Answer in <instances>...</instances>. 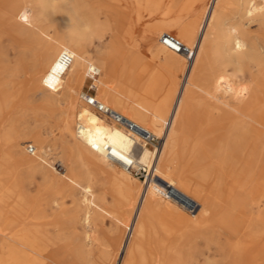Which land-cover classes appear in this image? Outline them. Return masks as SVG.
Instances as JSON below:
<instances>
[{
  "label": "bare ground",
  "instance_id": "6f19581e",
  "mask_svg": "<svg viewBox=\"0 0 264 264\" xmlns=\"http://www.w3.org/2000/svg\"><path fill=\"white\" fill-rule=\"evenodd\" d=\"M0 8L6 13L7 20L18 25L24 33H30L34 42L41 43L39 56L43 64L35 83L45 92V105L51 115L57 117L61 135L72 143L74 141V147L70 149L72 164L107 172L120 189L132 197L138 193V185L132 180L136 177L123 168L120 159L125 160V154L134 151L143 135L135 129L128 132L121 126H110L75 98L77 89L84 84V76L91 69L98 71L101 77L97 80L101 93L97 97L99 100H107L104 102L107 106L154 136L163 127L165 137L164 134L157 136L163 138L161 147L150 150L142 144L137 153V160L151 168L153 178L146 182L147 187L138 198L132 233L126 241L119 243L114 261L118 260V264H201V258H204L202 264H264V222L261 217L264 154L258 151V146L264 145V100L259 95L261 85L254 81L257 73L264 69V0H215L209 16L204 17L207 21L198 30V33L202 31L200 38L196 36V30L179 28L178 39L195 49V59L190 67L185 65L181 54L157 51L156 57L161 63L184 72L182 88L173 74L166 85L156 80L145 86L141 72L135 74V66L118 75L108 55L90 63L83 50L86 22L79 18L83 30L67 25L66 31L57 30L53 34L40 29L38 21L33 25V16L36 20L47 13L45 0H0ZM252 24H256L257 30L251 29ZM34 28L39 33H35ZM164 34L171 33L154 27L146 39L160 47L157 41L163 46L161 38ZM63 52H69L73 57L69 65L59 61ZM213 64L218 66V73L213 70ZM230 67L232 74L228 71ZM245 70L251 71L253 82L239 88L235 79ZM262 74L264 78V70ZM116 79L122 92L110 86ZM10 99L11 95L0 87V116L1 108ZM2 122L1 116L0 125ZM77 123V131H74ZM77 137L82 139L84 146L75 143ZM45 142L39 133L31 141L39 151L44 149ZM105 145L110 148L108 151L104 150ZM27 164L35 172L41 165L38 160ZM59 166L60 170H54L67 178V171L72 166ZM200 169L203 171L199 172ZM255 172L263 175L257 178ZM155 177L165 186L156 184L152 187ZM201 178L206 181L201 183ZM70 182L84 193V224L89 228L93 221L103 217L106 209L95 202L91 186H82L71 179ZM163 188L174 189L180 197L172 192L175 195L172 199L159 200L157 194ZM238 191H250L255 200L261 199L259 203L256 201L259 204L256 214L253 207H240ZM195 205L201 207L199 212L187 215L185 212H190ZM152 216L158 217L161 224L155 242L145 244L147 223ZM205 224L211 232L208 236L197 233L193 237L177 239L175 243L170 237L174 232L190 236L197 227ZM170 225L175 229H168ZM160 228L170 231L169 236L160 238ZM87 237L91 239L90 235ZM222 240L227 243L222 244ZM198 241L205 244V250L199 251ZM43 243L36 232L18 231L10 235L8 232L0 240V264L40 262L39 256L47 250Z\"/></svg>",
  "mask_w": 264,
  "mask_h": 264
},
{
  "label": "rangeland",
  "instance_id": "374dc122",
  "mask_svg": "<svg viewBox=\"0 0 264 264\" xmlns=\"http://www.w3.org/2000/svg\"><path fill=\"white\" fill-rule=\"evenodd\" d=\"M45 1L47 6L45 12L47 13L36 20L33 16L34 19L31 20L33 25H36L38 21L40 26H37L40 29L53 34L57 30L66 31L67 25L71 29L83 30L81 22H78L79 18L83 20L88 24L85 28L83 50L85 58L90 63H94L98 57L108 55L118 75L135 66V74L138 75L141 72V80L145 86L155 83L156 80H160L166 85L168 79L174 76L181 88L185 82L184 72H177L175 69L165 66L156 57V53L160 49L169 54L173 53L158 41L160 47L150 44L146 35L154 27H161L177 37L176 34L180 32L179 28H186L190 31L196 30V36L199 35L198 38H200L202 35V31L198 33L200 25L203 26L207 21V18L204 17L209 16L215 2V0H205L206 3L203 0ZM1 10L0 8V87L11 95V99L1 108L3 122L0 125V132L2 129L3 131L0 133V240L2 236L8 235V232L9 235L18 231L36 232L44 240L43 247L47 250L43 256H39L40 262H33V264H44L45 262L47 264H112L119 243L126 241L132 233L135 219L134 211L137 202L144 193L143 183L139 179L132 178L139 188V194L137 193L132 197L120 189L117 181L107 172L92 171L84 167L78 168L72 164L70 149L74 147V141L72 143V140L61 135L57 117L52 116L49 108L45 105L43 96L45 92L40 90L35 83L36 76H38L43 64L42 61L40 62L39 56L41 43L34 42L30 33H24L18 25L7 20L6 13ZM251 29L257 30L256 24H252ZM33 30L35 33L38 32L35 28ZM180 40L182 41V39ZM183 61L186 65V61ZM213 70L218 73L216 64H213ZM263 70L257 73L254 80L261 85L259 95L262 101L264 100ZM228 71L232 74L233 69L230 67ZM250 72V70H245L237 74L235 81L237 80L236 83L239 88L253 82ZM84 79V84L77 89L75 98L88 107L80 100V94L87 91L89 87V80L86 75ZM110 86L115 90L117 89V92H122L117 79ZM95 87V91L92 93L99 98L101 93L98 83ZM163 89L164 87H162ZM59 102L61 101L59 100ZM102 102L106 103L107 100ZM100 117L110 126H114V123L102 116ZM77 126L78 123L74 126V131H77ZM161 129L157 135L159 137L164 134L163 127ZM38 133L41 139L46 141L43 145L44 149L36 150V153L31 156L26 149L27 146L33 144L31 143L33 136ZM75 143L84 146L81 138L77 137ZM161 143H163V138H161ZM149 149L153 148L149 147ZM258 151L264 154L263 144L258 146ZM35 160L41 164L38 172H35L27 164ZM60 164L72 166V169L67 171V178L57 174L54 170H60ZM118 171L120 172L119 169ZM201 171L203 169L199 170V172ZM255 175L258 178L263 174L255 172ZM68 178L82 186H91L95 202L106 209L103 212V217L93 221L89 228L84 224V193ZM158 181L155 177L152 187H156V184L161 187L165 186L164 183H158ZM200 181L204 183L206 178H201ZM170 191L180 197L174 189ZM157 198L163 202L168 201L159 194H157ZM253 198L254 196L250 191H238L240 207L243 209L253 207L252 211L256 214L257 205H259L256 201L259 203L261 199L255 200ZM200 208V206L195 205V208L185 213L196 215ZM262 208L261 217L264 222V207L262 206ZM160 224L161 220L156 216H152L148 220L143 240L145 244L155 242ZM207 227L208 224L197 227V230L190 236L185 237L182 232H174L171 233L170 237L175 243L177 239L193 237L197 233L208 236L211 232L207 230ZM168 229H175V226L170 225ZM160 230V238L169 236L170 231H164L162 228ZM87 234L91 236V239H88ZM225 242L227 243V241L222 240L221 243L226 244ZM197 245L199 251L205 250L203 242L198 241ZM215 251L213 246L212 253ZM203 262L204 258H201V264ZM113 264H118V260H115Z\"/></svg>",
  "mask_w": 264,
  "mask_h": 264
},
{
  "label": "built area",
  "instance_id": "2783aa9c",
  "mask_svg": "<svg viewBox=\"0 0 264 264\" xmlns=\"http://www.w3.org/2000/svg\"><path fill=\"white\" fill-rule=\"evenodd\" d=\"M161 42L163 46H165L168 50L181 54L188 67L191 66L192 62L195 59V49L186 46L180 39L173 36L172 34H164L161 38ZM73 57L69 52H63L59 58V61L63 64L69 65L72 61ZM99 77V72L91 69L87 73V78L89 80V87L87 91L81 93V100L91 108L95 113L100 116L106 118L110 122L115 125L123 127L126 131L131 132L132 130L139 131L143 136L140 137V142H137L136 148L134 151L129 154H125V160H121L123 168L135 176L137 179L141 180L144 183V189L147 187V181L152 180L153 174H151V168L142 164L137 160V153L141 149L142 144L153 149H158L161 147V138L154 136L141 128H139L135 123L128 121L119 113L115 112L112 108L107 106L104 102L100 101L95 94L92 92L95 91V86L97 85V80ZM94 150H97L96 147H93ZM110 148L105 145L104 150L108 151ZM28 154L33 156L36 153V148L32 145L28 146L27 150ZM112 152V150H111ZM164 199H172L175 195L169 191L168 188H163L162 191L158 192Z\"/></svg>",
  "mask_w": 264,
  "mask_h": 264
}]
</instances>
